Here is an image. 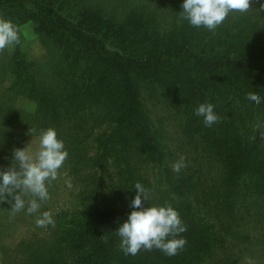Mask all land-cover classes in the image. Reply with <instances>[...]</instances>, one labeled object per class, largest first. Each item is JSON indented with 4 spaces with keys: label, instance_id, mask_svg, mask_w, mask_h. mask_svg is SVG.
I'll list each match as a JSON object with an SVG mask.
<instances>
[{
    "label": "trees",
    "instance_id": "1",
    "mask_svg": "<svg viewBox=\"0 0 264 264\" xmlns=\"http://www.w3.org/2000/svg\"><path fill=\"white\" fill-rule=\"evenodd\" d=\"M86 2L0 0V16L17 29L31 23L51 48L44 58L50 60L45 80L34 70L36 59L22 54L18 46L10 59H0V126L10 124L12 130L20 121L22 131L54 127L60 139L67 134L71 140L65 146L69 159L92 162L82 169L92 170L90 176L108 173L118 187L107 204L99 201V190L94 203H81L63 217L43 246L21 240V264H211L219 257L223 232L240 225L242 203L264 193V145H249L247 133L215 107L218 120L211 126L195 109L205 102L216 106L220 97L238 93V86L249 87L247 96L264 97V13L256 11L261 5L253 4L247 14L230 12L212 31L180 19L182 0H172L174 19L167 26L144 14L120 23ZM159 88L161 96L166 91L176 97L173 103L184 119L185 141L190 137L200 145L199 153L189 159L204 164V170L212 160L219 164L220 174L208 189L212 194L204 193L208 176H202L200 165L189 168L192 172L180 177L181 182H176L179 176L171 180L156 196L146 189L144 163L150 162L154 175H161V166L169 168L168 160H161L169 151L159 144V128L147 102L156 98ZM25 99L32 103L31 110L23 107ZM256 106L264 112V100ZM9 115L24 118L10 123ZM87 148L92 157L82 152ZM68 167L65 174L75 179L80 170ZM138 182L149 195L145 204H171L186 226L180 234L186 243L175 255L157 248L136 255L123 251L116 229L131 211L136 190L130 187ZM185 182L190 186L186 192ZM5 199L0 198V216L10 210Z\"/></svg>",
    "mask_w": 264,
    "mask_h": 264
},
{
    "label": "rangeland",
    "instance_id": "2",
    "mask_svg": "<svg viewBox=\"0 0 264 264\" xmlns=\"http://www.w3.org/2000/svg\"><path fill=\"white\" fill-rule=\"evenodd\" d=\"M85 5L91 8H100L102 10L101 13L107 17H112L115 21L120 23L126 22L127 19L131 20V18L135 16L139 17L141 14L152 17L154 21L160 24L164 23L166 26L174 19L172 13V0H87ZM18 30L20 35L19 43L0 50V59L4 60L6 56L9 58L12 53L15 52L16 46H18L22 54H25L31 60L34 58L36 59L34 70L39 72L40 77L45 80L49 77L46 73V69L50 68V60L44 61V58H46L47 55L46 48H50V46L46 47L47 41H45L46 43L41 42V37L39 38V35L31 23L24 25ZM243 87L240 88V86H238V93L234 95L229 93V98L227 99L219 96L220 99L218 100L217 97L218 101L215 109L220 116L228 118V120L234 122L238 128H242L245 134L247 133L249 145L254 141H260L259 144L264 145V112L263 110L261 111L259 107L249 105L245 102V98L248 97L247 92H249V87H244L247 89L246 92H243ZM161 91L162 89H157L158 94L156 98H147V102L151 110H153V117L156 118V127L159 128V144L160 146L162 144L163 148L169 151L167 159H164V154H162L163 157L161 159L165 161L168 160L166 163L169 168L161 166L159 169L161 175H154L151 174L149 169V162L148 164L144 163L141 170L143 178L147 180L144 184L146 189L155 196L158 195L159 190H164L165 186L178 176L176 182H181V178L187 176L189 172H192L193 169L188 172L189 168L197 169L200 165L204 170V164L198 162L199 165H196V163L192 162L193 158L189 159L192 155L199 153L196 147L200 145L195 143L190 137H187L189 141H185L183 135V132L185 133L183 129L184 119L179 114L177 104L173 103L176 97L169 95L166 91H164V96H161ZM148 94L150 93L148 92ZM8 103L7 101L6 104L8 105ZM22 105L28 110L32 109V103L27 99L23 100ZM9 113H13V111ZM19 118L24 117H16L13 119V117L9 115V119H11L10 123H13V121ZM13 124L12 130V125L10 124H3L0 126V168H6L11 164L13 158L12 154L15 148L26 147L30 143V150L36 151L39 146L40 130H32L35 133L33 135L30 132L31 130H21V128L24 129L23 122L17 121ZM102 126H104V123H102ZM66 132L69 133L68 130H66ZM66 138L67 134H65V139L62 140L65 146L68 147L71 145V140H67ZM86 142L89 143V139H86ZM1 143L3 146H1ZM259 144L258 146H260ZM85 147L84 145V148ZM87 149L88 150L82 152L92 157L93 152H91L89 148ZM157 156L158 155L155 154V158H157ZM181 157L184 159V166L182 168L185 169L183 173L180 174L174 171L172 166ZM78 160L79 159H69V157H67L60 169L61 175L57 180L52 181L48 185L49 199L41 204L40 211L51 212L54 219L53 225H48L46 227L38 226L36 224L38 213L29 214L26 211L13 213L10 208L4 215L1 214L0 264H21L22 261L20 260L22 259L19 258V251H17V246L21 240H25L30 244L37 243V246H43L45 240H48L52 232L55 231V225H57L63 217H66L71 211L80 208L83 204L89 206L94 203V199H97L95 198L97 195L95 192L101 190L100 192H102V194L99 201L102 204H107L109 202L108 197L118 188L117 182H114L108 173L104 175L95 173V175L90 176L92 170H83L82 168L83 165L86 166L84 168H90L88 166H91L92 162L82 164L81 162L78 163ZM160 163L164 164V162ZM210 164V168L204 170L202 176H205V174L208 176L203 184L206 186L204 193L212 194L208 192L209 185L213 179L217 178V174H220V167L215 160H212ZM68 166H77L78 170H80L78 174H75V179L71 178V188L67 186L64 180L69 178V176L65 174L66 170L69 168ZM137 166H140V163H138ZM102 168L105 169V166ZM198 174L199 173H196L195 176H198ZM165 175L167 176L165 177ZM97 183H99L98 186ZM183 185L186 188L185 192L186 190H190L188 182L183 183ZM192 188L193 186L191 189ZM185 192L183 196L187 194ZM258 193L260 195L256 198H247V200L242 203L245 209L243 219L239 222L240 225H238V228H227V230L223 232L224 241L218 254L219 257L216 261L214 260L211 262V264H264V193ZM25 199H28V197H25ZM10 211L11 213L9 214ZM254 214L256 216H254ZM59 225H61L60 222ZM57 233H60L59 230Z\"/></svg>",
    "mask_w": 264,
    "mask_h": 264
},
{
    "label": "clouds",
    "instance_id": "3",
    "mask_svg": "<svg viewBox=\"0 0 264 264\" xmlns=\"http://www.w3.org/2000/svg\"><path fill=\"white\" fill-rule=\"evenodd\" d=\"M253 4L261 5L256 11L264 13L261 0H182L180 19L194 27L214 31L230 12L247 14L253 10ZM19 41L16 24L0 16V50ZM262 100L264 97L259 95L245 98V102L252 106L260 104ZM214 107L212 103L205 102L195 109L196 116L202 117L206 126L218 120ZM29 144L15 148L11 164L0 168V198H7L5 200L11 203L13 213H38L36 224L46 227L53 225L54 219L51 212L40 211L41 204L49 199L48 185L61 175L60 169L68 157V151L54 127L39 132L36 151H31ZM183 166L184 159L181 157L172 167L179 172ZM65 183L69 188L72 187L70 178ZM133 187L136 194L130 202L131 211L116 229L123 251L125 254L136 255L141 249L157 248L169 256L175 255L186 243L180 236L186 231V226L178 211L171 204H145L149 195L144 186L138 182L130 188Z\"/></svg>",
    "mask_w": 264,
    "mask_h": 264
}]
</instances>
